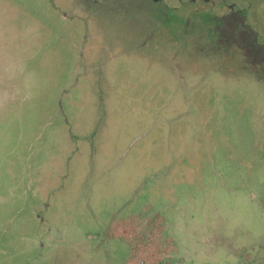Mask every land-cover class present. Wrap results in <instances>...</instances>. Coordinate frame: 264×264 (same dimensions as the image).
<instances>
[{
    "label": "rangeland",
    "instance_id": "rangeland-1",
    "mask_svg": "<svg viewBox=\"0 0 264 264\" xmlns=\"http://www.w3.org/2000/svg\"><path fill=\"white\" fill-rule=\"evenodd\" d=\"M165 1L0 0V264H264V0Z\"/></svg>",
    "mask_w": 264,
    "mask_h": 264
},
{
    "label": "flooded vegetation",
    "instance_id": "flooded-vegetation-1",
    "mask_svg": "<svg viewBox=\"0 0 264 264\" xmlns=\"http://www.w3.org/2000/svg\"><path fill=\"white\" fill-rule=\"evenodd\" d=\"M78 1V0H77ZM82 1V0H81ZM150 1H152V2H154L156 5H158V6H160V7H163V6H166V1L165 0H150ZM197 1H199V0H174V2H175V4L176 5H174L175 7H174V9H179L180 7H182V5H184L185 3H195V2H197ZM204 1H206V2H208L209 4H211L213 7H215V8H218V9H222V7H223V5L225 4V0H221V3L219 4V5H217L216 3H215V1H212V0H204ZM97 2V1H96ZM171 7H173V6H171ZM234 12V11H233ZM243 26H245V23H243L242 24ZM252 43H253V45H254V43L255 44H257L258 45V42H257V39H255L254 41L252 40ZM260 47V46H259ZM262 55L264 56V48H262ZM263 58V60L261 61V62H263L264 61V57H262ZM264 66V65H263Z\"/></svg>",
    "mask_w": 264,
    "mask_h": 264
},
{
    "label": "water",
    "instance_id": "water-1",
    "mask_svg": "<svg viewBox=\"0 0 264 264\" xmlns=\"http://www.w3.org/2000/svg\"><path fill=\"white\" fill-rule=\"evenodd\" d=\"M212 1H215V3H216L217 5H219V4L221 3V0H212Z\"/></svg>",
    "mask_w": 264,
    "mask_h": 264
}]
</instances>
